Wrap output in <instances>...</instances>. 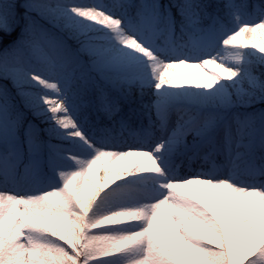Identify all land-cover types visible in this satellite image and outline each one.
<instances>
[{
  "label": "rangeland",
  "instance_id": "374dc122",
  "mask_svg": "<svg viewBox=\"0 0 264 264\" xmlns=\"http://www.w3.org/2000/svg\"><path fill=\"white\" fill-rule=\"evenodd\" d=\"M236 1L175 0L177 26L159 0H0V25L15 20L7 43L0 34V264L44 263L31 235L42 200L73 178L81 210L64 215L81 264H264L263 188H247L256 212L242 217L195 204L185 184L204 165L231 171L221 149L236 170L249 153L264 170V87L244 73L264 68V39L244 38ZM182 45L195 46L209 92L168 87L153 70L154 59L181 63L167 53ZM138 111L148 131L136 142L124 128L94 132Z\"/></svg>",
  "mask_w": 264,
  "mask_h": 264
},
{
  "label": "bare ground",
  "instance_id": "6f19581e",
  "mask_svg": "<svg viewBox=\"0 0 264 264\" xmlns=\"http://www.w3.org/2000/svg\"><path fill=\"white\" fill-rule=\"evenodd\" d=\"M145 32L147 33L146 29L143 30V34L141 33L140 35L147 44L150 40L147 38ZM135 49L136 53H145L141 47L135 46ZM196 52L197 50L195 46L190 47L188 45H182L180 49H175L174 51L167 53L169 59L172 61L182 59L181 63L167 65L158 59H154L153 70L155 72L161 71V76L165 83H167L168 87L171 85H175V87L179 86L185 90L187 94L190 93V95L199 94L200 92H209L213 83L204 72L205 65L200 67L191 63L197 57L195 55ZM137 81L138 79H133V82L137 83ZM192 114L194 115V112ZM215 126L216 125H214V128ZM200 131L203 134H206L204 133V127H202ZM149 136H152L153 139L159 137L157 133ZM113 144L115 143L102 141L99 145L111 147ZM217 152L219 155H216L220 158L218 161L223 164H228L231 171H227L226 168L223 169L221 166L211 164L206 167L204 165L192 169L193 171H191L192 173L190 172L189 177L193 178H191L192 180L186 181L185 184L194 192V203L202 207L211 208L216 212L235 213L240 210L241 212L239 215L242 217H248V215L255 214L256 208H248L245 199L247 198V188L262 187L264 190V170L258 168L253 172L255 167L262 165V162L257 158L249 157V153L248 157H246V160L243 162L245 165L247 164L246 171L241 172L236 170V165L233 163L230 164L231 160L222 153V149L221 152ZM241 158V155L238 154L237 159ZM239 161L240 160H238V162ZM248 170H250V172ZM256 176H258L257 178L259 181L255 184V182L250 179ZM2 183L4 186L10 187L7 182L2 181Z\"/></svg>",
  "mask_w": 264,
  "mask_h": 264
},
{
  "label": "trees",
  "instance_id": "16d2710c",
  "mask_svg": "<svg viewBox=\"0 0 264 264\" xmlns=\"http://www.w3.org/2000/svg\"><path fill=\"white\" fill-rule=\"evenodd\" d=\"M160 1L168 3L175 10V0ZM236 9L240 19H244L247 22L244 38L248 41L264 39V17L261 12L264 9V0H237ZM220 13L224 14L223 16L226 17V21L229 24H234L235 21L239 20L230 17L229 12L224 9H220ZM175 18L177 21L181 20V17L176 13ZM14 22L13 18L5 19L2 26L0 25V34L4 43L9 41L6 36L5 26L7 24L13 25ZM19 30L20 28H17L13 37L18 36ZM244 73L247 76H251L252 79H255L257 83L264 87V68L252 63L244 68ZM12 102H15V106L19 105L15 99ZM74 182L73 180L70 182L69 187L65 185V188L63 187L56 191L51 200H42V217L31 235L40 248L43 264H80L83 260V253L73 245L68 218L64 215L66 211L76 214L81 210V204L74 196ZM222 242L225 241L222 240ZM221 245L224 246L223 243Z\"/></svg>",
  "mask_w": 264,
  "mask_h": 264
}]
</instances>
